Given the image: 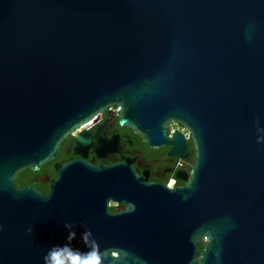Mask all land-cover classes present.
<instances>
[{
  "label": "water",
  "instance_id": "obj_1",
  "mask_svg": "<svg viewBox=\"0 0 264 264\" xmlns=\"http://www.w3.org/2000/svg\"><path fill=\"white\" fill-rule=\"evenodd\" d=\"M112 106L145 143L177 122L196 148L148 264H264V0H0V264L100 245L91 226L68 240L60 204L17 178ZM108 170L68 162L55 188Z\"/></svg>",
  "mask_w": 264,
  "mask_h": 264
},
{
  "label": "flooded vegetation",
  "instance_id": "obj_2",
  "mask_svg": "<svg viewBox=\"0 0 264 264\" xmlns=\"http://www.w3.org/2000/svg\"><path fill=\"white\" fill-rule=\"evenodd\" d=\"M167 129L165 143L150 145L133 128L121 125L120 107H109L74 131L39 172L21 173L17 185L48 196L51 206L57 201L64 224L96 227L91 239L102 241L97 246L101 264H148L149 225L172 220L179 194L191 181L196 163L190 132L177 122L167 124ZM71 161L109 170L66 178V185H80L56 189L58 167ZM169 184L174 186L169 188ZM259 197L263 209V186ZM203 250L200 245L199 251Z\"/></svg>",
  "mask_w": 264,
  "mask_h": 264
},
{
  "label": "clouds",
  "instance_id": "obj_3",
  "mask_svg": "<svg viewBox=\"0 0 264 264\" xmlns=\"http://www.w3.org/2000/svg\"><path fill=\"white\" fill-rule=\"evenodd\" d=\"M259 131L264 132V129H260ZM257 142L264 144V135L259 136ZM173 186V184L168 185L169 188H172ZM130 210L135 211V205H131ZM65 227L69 232L67 239H74L76 237V232L74 231L76 225L73 223H67L65 224ZM2 230L3 226L0 225V231ZM28 232H33V228L29 227ZM83 235L85 242L87 243L91 237V232H85ZM44 264H101V256L98 249L95 248L93 251L81 255L78 252L74 253L67 245L63 247L57 246L52 248L44 257Z\"/></svg>",
  "mask_w": 264,
  "mask_h": 264
},
{
  "label": "trees",
  "instance_id": "obj_4",
  "mask_svg": "<svg viewBox=\"0 0 264 264\" xmlns=\"http://www.w3.org/2000/svg\"><path fill=\"white\" fill-rule=\"evenodd\" d=\"M29 170H26V172H28Z\"/></svg>",
  "mask_w": 264,
  "mask_h": 264
}]
</instances>
